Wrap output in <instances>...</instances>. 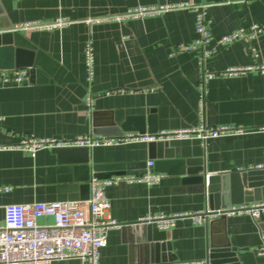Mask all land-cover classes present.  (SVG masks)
Instances as JSON below:
<instances>
[{"label": "crops", "instance_id": "0c3cea01", "mask_svg": "<svg viewBox=\"0 0 264 264\" xmlns=\"http://www.w3.org/2000/svg\"><path fill=\"white\" fill-rule=\"evenodd\" d=\"M183 2L208 5L213 53L203 62L198 52L170 55L176 46L195 39L194 16L188 11L121 23L84 22L131 8ZM58 18L72 23L51 31H12L19 23ZM262 22L264 0H0V25L11 26L13 46L30 52L32 67L44 78L41 81L34 75L22 84L0 85V147L15 146L26 135L73 139L93 132L115 137L126 132L120 127L128 118L142 117L147 128L150 113L155 117L156 133L196 128L200 123L249 130L205 144L196 138L168 142L175 158L186 160L194 175H207L209 190L217 192L222 174L264 165V73L225 74L229 68L264 66V31L253 42L255 58L242 42L220 46L215 40L236 28ZM87 41L92 42L94 53L90 84L83 63ZM203 71L214 76L205 86L200 120L198 84ZM88 94L92 98L91 114L84 106ZM158 142L163 141L95 147L89 149L90 162H138L144 163L146 170V163L158 158ZM75 166L51 149L39 150L35 156L17 150L0 151V188L10 189L0 192V223L8 204L87 198L89 193L82 190L84 183L78 180ZM150 170L162 175L157 184L120 182L104 189L110 202L105 216L125 227L108 231L99 264L207 263L210 250L217 254L214 264H264V257L255 254L264 235V213L256 221L242 215L216 219L208 225H195L182 218L165 232L140 223L147 216L193 213L206 206L203 194L182 191L180 176L155 172L153 166ZM239 175L250 188H261L264 202V171ZM51 222V218L38 220L39 225ZM161 244L170 245L164 255L166 260L175 258L174 263L160 262Z\"/></svg>", "mask_w": 264, "mask_h": 264}, {"label": "built area", "instance_id": "2783aa9c", "mask_svg": "<svg viewBox=\"0 0 264 264\" xmlns=\"http://www.w3.org/2000/svg\"><path fill=\"white\" fill-rule=\"evenodd\" d=\"M208 5H197L190 2L165 4L152 7H136L120 14L107 15L100 18L87 19V24L117 22L156 16L165 12L184 10L194 16L195 39L190 44H180L170 53L198 52L200 62H203L213 53L211 43L213 37L206 16ZM72 22L65 18H58L51 22L28 21L16 24L12 31H51L68 26ZM264 31V22L240 27L222 35L215 40L216 45L225 46L234 42H242L247 51L255 58L257 50L254 41ZM83 63L86 80L90 84L94 74V53L91 41H87L83 48ZM249 71L264 73V66H247L229 68L225 74L239 75ZM29 68H18L10 71L0 70V85L22 84L27 81ZM214 74L203 71L198 84L199 117L202 120L203 99L205 86ZM123 93L124 90H120ZM86 112H92V98L90 94L84 99ZM264 131V129H261ZM250 132L238 126L205 127L199 124L196 128L161 131L154 135L125 132L115 137H105L91 133L73 139L36 138L31 135L19 138L15 146H1L0 151L17 150L30 156L42 149L61 148H87L112 147L134 143H151L157 141L169 142L174 139H199L205 144L210 139L221 136L239 135ZM152 161L146 163V170L141 176H113L106 179L90 177L88 180L89 195L86 200H73L61 202H33L26 204H8L3 208V221L0 223V264H51L55 261L78 260L81 264H99L100 251L106 246L107 233L110 229L122 227L116 221L107 218L106 212L110 202L104 195V189L120 182L144 183L154 185L159 182L162 175L153 173L150 168ZM236 171H264V165L251 166L247 169L236 168ZM205 175V183L208 184ZM9 188H0V192H8ZM264 213V202L241 203L229 205L222 209L209 210L207 206L193 213L173 215H152L140 219V223L150 225L157 231H168L173 228L176 221L187 218L195 225H208L211 221L223 216L226 219L247 215L253 221L259 219ZM41 218H51L52 222L39 225ZM211 252L208 251V257ZM258 257H264V235L261 236L260 245L255 249ZM192 264H207L203 261Z\"/></svg>", "mask_w": 264, "mask_h": 264}, {"label": "water", "instance_id": "95a60500", "mask_svg": "<svg viewBox=\"0 0 264 264\" xmlns=\"http://www.w3.org/2000/svg\"><path fill=\"white\" fill-rule=\"evenodd\" d=\"M10 29L11 26L9 24L0 25V70L29 68L30 79H32V76L37 75L42 81L44 78H40V72L32 67L30 52L13 46V32L9 31ZM154 120V115L150 113L147 117V128H145L142 117L128 118L121 125L120 129L126 132L133 130L139 134H146L147 132L149 135H154L156 133ZM151 146H154V144ZM155 146L158 148V158L153 162L154 171L180 176L183 188L181 190L203 194L205 204L209 210L222 209L229 205L262 201L261 188L257 186L250 188L249 185L245 184V177L242 178L239 173L222 174L220 176L219 190L214 193L211 192L209 190V180L207 185L205 183V174L194 175L190 170L191 168H188L186 160L175 158L174 151L168 147V142H158ZM52 150L59 157L69 159L76 164L74 172L78 176V180L84 183L82 190H85L86 193H89L87 182L90 176L97 179H106L110 176L123 175L125 173L141 176L145 172V164L138 162L127 164H92L90 162V150L87 148H61ZM87 198L81 200H86ZM261 216L262 214L259 219H261ZM217 219L225 220L226 218L221 216ZM159 249L162 252L160 262H175V258L165 259L164 252L170 250L169 244H161ZM210 252L207 264H214L217 254H215L214 250H210Z\"/></svg>", "mask_w": 264, "mask_h": 264}]
</instances>
